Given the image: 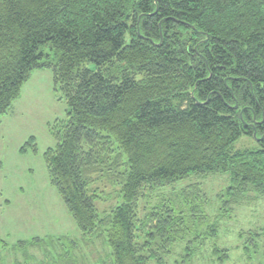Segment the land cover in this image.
I'll use <instances>...</instances> for the list:
<instances>
[{"label": "trees", "instance_id": "16d2710c", "mask_svg": "<svg viewBox=\"0 0 264 264\" xmlns=\"http://www.w3.org/2000/svg\"><path fill=\"white\" fill-rule=\"evenodd\" d=\"M46 68L69 105L49 177L83 237L0 238V264H168L189 218L141 215L150 191L229 171L227 203L264 195V0H0V120ZM99 182L123 200L101 209ZM198 185L183 196L203 221Z\"/></svg>", "mask_w": 264, "mask_h": 264}, {"label": "rangeland", "instance_id": "374dc122", "mask_svg": "<svg viewBox=\"0 0 264 264\" xmlns=\"http://www.w3.org/2000/svg\"><path fill=\"white\" fill-rule=\"evenodd\" d=\"M85 65L96 68L93 62ZM68 109L52 70L38 69L0 120V238L10 245L34 237H83L50 180L45 157L57 145L56 128L67 118ZM261 137L243 134L233 149L257 148ZM198 183L205 198L204 213L198 215H204L203 221L192 219L183 196L189 185ZM230 184L229 171L205 179L188 176L150 191L140 202L141 215L168 204L189 218L190 232L175 246L168 264H264V195L252 192L240 204L227 203ZM98 186L105 199L99 203L101 209L123 200L117 197V184L99 182ZM251 237L258 240L259 248ZM101 250L84 248L93 254L92 260H98ZM9 261L12 264L13 259Z\"/></svg>", "mask_w": 264, "mask_h": 264}, {"label": "water", "instance_id": "95a60500", "mask_svg": "<svg viewBox=\"0 0 264 264\" xmlns=\"http://www.w3.org/2000/svg\"><path fill=\"white\" fill-rule=\"evenodd\" d=\"M194 28V27H193ZM236 107H238V105H236ZM255 135H256V132H255ZM263 138V137H262Z\"/></svg>", "mask_w": 264, "mask_h": 264}]
</instances>
